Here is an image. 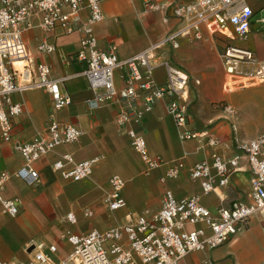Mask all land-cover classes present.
Returning <instances> with one entry per match:
<instances>
[{"label": "built area", "instance_id": "1", "mask_svg": "<svg viewBox=\"0 0 264 264\" xmlns=\"http://www.w3.org/2000/svg\"><path fill=\"white\" fill-rule=\"evenodd\" d=\"M103 0H0V139L13 142L12 119L23 113L24 105L15 101L13 95L32 89H43L52 101L54 111L61 110L72 102L62 83L72 77H56L52 67L35 60L24 38V32L40 26L49 35L79 33L78 49L71 54L61 52L66 63L73 59L86 63L78 75L87 78L92 98L88 104L92 109L106 105L116 108L115 121L131 140L134 150L145 164V172L161 166L168 168L162 181L177 178L186 165L182 158L166 160L160 155L149 153L146 138L139 134L133 124L150 113L156 103L167 98V112L174 118L182 141L197 139L202 146L214 150L208 157L195 162L189 168L193 180L199 181L201 194L177 198L167 189L158 211L146 210L126 223H117L108 228H93L84 235L67 231L62 238L71 245L70 253L56 261V244L31 242L27 247L28 260L4 261L0 264H180L189 253L211 251L225 244L241 230L248 228L256 214L264 219V132L252 139L238 140L236 151L231 156L218 152L221 141L209 130L191 127L189 114V74L173 64L165 51L176 49L181 38L203 39L202 27L212 35H227L220 58L224 68L223 87L232 93L238 89L264 83V59L246 47L233 43L234 36L228 35L230 26L241 38H247L252 27L254 9L249 0H194L184 3L167 0H144V13L160 12L164 22L172 15L179 20L176 29L133 56L120 59L118 46L111 43L101 48L94 25L104 18ZM88 15L82 19L81 13ZM38 20L34 23L33 20ZM264 28V15L258 20ZM39 49L52 53L58 49L55 43L44 39ZM19 63H21L19 65ZM163 67L166 81L157 82L155 71ZM121 73L123 86L115 83V72ZM225 110L234 115L235 110L227 105ZM50 115L46 129L27 142L14 141L13 148L23 157V165L16 175L29 185L36 186L41 177L34 163L52 152L56 147L76 142L83 131L71 123ZM216 148V149H215ZM246 158L250 171V191L247 199L234 200L230 206H220L217 214L202 203V195L217 192L229 185L231 176L240 169ZM100 157L76 161L70 153H64L53 163V169L70 181H81L92 174ZM9 173H0V205L4 213L15 216L20 209L18 197L5 198L3 190ZM125 180L118 174L109 179L110 190L104 197L109 211L126 206L123 196ZM86 216L92 215L87 208ZM67 219L75 223L76 214L70 212ZM206 264H218L207 258Z\"/></svg>", "mask_w": 264, "mask_h": 264}, {"label": "crops", "instance_id": "2", "mask_svg": "<svg viewBox=\"0 0 264 264\" xmlns=\"http://www.w3.org/2000/svg\"><path fill=\"white\" fill-rule=\"evenodd\" d=\"M167 1L189 3L194 0ZM249 2L254 15L247 38L237 36L234 26H230L228 35L234 36L235 45L250 48L260 59H264V31L260 30L263 27L258 21L264 15L258 16L264 11V0ZM143 8L144 0H103L104 18L94 25L99 46L108 48L111 43H115L119 58L126 59L178 27L179 20L172 15L171 6L168 9V22H164L162 13H144ZM87 15V10H84L82 19ZM33 22L39 21L36 19ZM202 35L204 38L200 40L181 38L179 47L168 48L165 54L173 64L189 74L191 127L199 131L209 130L221 141L218 152L231 156L238 151L235 147L238 140L252 139L264 132V83L232 93L225 92L224 68L217 46H224L229 38L227 35H212L205 26L202 27ZM24 38L35 60L49 64L54 76L72 75L62 83L63 90L69 93L72 102L54 111L50 96L43 89L15 93L13 99L24 105V111L12 119L14 141L27 142L44 131L53 111L57 120L77 126L83 134L78 141L60 145L34 163L41 177L36 186L29 185L16 175L23 165V157L14 150V141L0 139V173H9L3 196L18 197L21 201L15 216L4 213L0 205L1 260H28L29 244L45 242L57 245L56 258L59 261L72 249L69 242L62 238L67 231L84 235L95 227L103 229L126 223L146 210L158 211L167 189L172 190L177 198L201 194L200 182L191 178L189 168L208 157L214 149L202 146L197 139H180L175 120L167 112V98L160 99L150 113L133 124L135 130L146 138L151 155H160L168 161L178 158L184 160L186 167L177 178L162 181L168 166L145 172L141 156L115 121L116 108L112 105L95 110L90 108L88 100L92 98V91L87 78L78 75L85 70L86 63L77 59L70 63L63 60L61 52L71 54L78 49L79 33L55 36L47 34L40 26H34L24 32ZM44 39L55 43L59 50L52 53L41 51L38 46ZM245 39H252V44L243 45L239 42ZM253 45L260 50L257 51ZM123 71L119 69L115 72L118 88L123 86ZM155 78L159 83L166 81L163 67L157 68ZM245 90H251V93L243 94ZM238 93L240 96H236ZM221 99L226 101L225 107L230 105L236 109L234 115H228L226 110H217L218 104L213 105L217 106L214 109L211 107L213 102ZM251 102L257 108L254 115L247 110ZM64 153H70L76 161L96 156L101 159L94 165L90 177L70 181L53 169V163ZM200 153L202 157L198 158ZM114 174L120 175L126 182L123 189L126 206L109 211L104 197L110 190L109 179ZM249 191V163L243 158L240 169L232 174L229 185L219 188L217 192L202 195L201 200L213 214H217L220 206H230L234 200L247 199ZM87 208L92 211V215L84 214ZM70 212L76 214L75 223L67 219ZM209 257L218 264H264L263 214L253 216L248 228L241 230L222 246L211 251L191 252L180 264H206Z\"/></svg>", "mask_w": 264, "mask_h": 264}, {"label": "rangeland", "instance_id": "3", "mask_svg": "<svg viewBox=\"0 0 264 264\" xmlns=\"http://www.w3.org/2000/svg\"><path fill=\"white\" fill-rule=\"evenodd\" d=\"M264 14V11H262L258 16H261V15H263ZM256 19V18H255ZM255 19H254V22H255V24H257V22L255 21ZM257 29V28H256ZM260 30H263L264 31V29L263 28H260ZM241 44H243V45H246V44H248V43H251L252 44V39H245V40H242V41H239ZM192 43H194V42H192ZM222 44L221 45H218L217 47H218V51H219V53H221V51H222ZM254 46V48H256L257 49V46L256 45H253ZM217 49V48H216ZM258 50H260V49H257V51ZM246 93H251V90H245L244 92H243V94H246ZM236 96H240V94L238 93ZM215 104H218L219 106L216 108L215 106H213V105H215ZM225 104H226V101L224 100V99H221V100H216L215 102H213L212 104H211V107L214 109V108H216L217 110H223V111H225V109H224V107H225ZM235 111H236V109L234 108V107H232ZM247 110L252 114V115H254V114H256V110H257V108H256V106L254 105V104H252V102L251 103H249V105H248V107H247ZM224 113V112H223ZM225 113H227L228 115H231L230 113H228V112H226L225 111ZM198 158H201L202 157V153H200L198 156H197ZM54 259L57 261L58 259L56 258V257H54Z\"/></svg>", "mask_w": 264, "mask_h": 264}, {"label": "bare ground", "instance_id": "4", "mask_svg": "<svg viewBox=\"0 0 264 264\" xmlns=\"http://www.w3.org/2000/svg\"><path fill=\"white\" fill-rule=\"evenodd\" d=\"M21 63H19V65H20Z\"/></svg>", "mask_w": 264, "mask_h": 264}]
</instances>
